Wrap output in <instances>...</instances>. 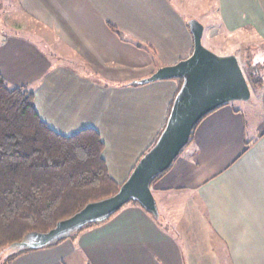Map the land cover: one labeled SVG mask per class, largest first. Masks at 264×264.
I'll return each mask as SVG.
<instances>
[{"label": "crops", "instance_id": "1", "mask_svg": "<svg viewBox=\"0 0 264 264\" xmlns=\"http://www.w3.org/2000/svg\"><path fill=\"white\" fill-rule=\"evenodd\" d=\"M222 1L214 31L252 32L264 41V0H239L242 10L236 12H228L233 0ZM151 5L152 0H0L5 84L31 92L39 118L54 132L68 137L95 130L117 184L155 143L179 88L178 79L131 83L187 58L193 48L187 21L172 4L158 0L159 12ZM55 38L65 41V53L47 47ZM141 53L153 57L145 69L136 62ZM123 68L134 71L125 74ZM251 130L239 108L227 104L198 122L187 146L150 185L169 225L130 202L72 239L22 252L5 264H64L73 258L82 264H264V128L250 139ZM197 227L208 262L197 260Z\"/></svg>", "mask_w": 264, "mask_h": 264}, {"label": "trees", "instance_id": "2", "mask_svg": "<svg viewBox=\"0 0 264 264\" xmlns=\"http://www.w3.org/2000/svg\"><path fill=\"white\" fill-rule=\"evenodd\" d=\"M178 81L180 88L182 81ZM103 149L104 144L93 129H83L68 137L51 130L35 111L33 94L25 88L9 89L0 76V251L3 254L28 233H45L86 204L117 193L121 184L109 176L102 158ZM25 251L28 250L14 251L2 258L0 264Z\"/></svg>", "mask_w": 264, "mask_h": 264}, {"label": "water", "instance_id": "3", "mask_svg": "<svg viewBox=\"0 0 264 264\" xmlns=\"http://www.w3.org/2000/svg\"><path fill=\"white\" fill-rule=\"evenodd\" d=\"M186 23L192 36L191 54L174 65L161 67L149 77L131 83L145 85L172 79L182 81L164 128L154 145L138 160L117 193L86 204L45 233H28L20 242L3 251V259L17 250H38L66 239L87 225L109 219L130 202L137 203L154 219H159L150 190L153 180L169 169L187 146L193 129L202 118L226 104L247 102L251 98L250 87L237 56L234 53H213L202 44V24L193 18Z\"/></svg>", "mask_w": 264, "mask_h": 264}, {"label": "rangeland", "instance_id": "4", "mask_svg": "<svg viewBox=\"0 0 264 264\" xmlns=\"http://www.w3.org/2000/svg\"><path fill=\"white\" fill-rule=\"evenodd\" d=\"M129 1V0H127ZM172 6L178 11V14L187 21L188 19H195L200 22L204 28V33L202 37V44L218 55H222L223 52H232L234 51L237 55L242 72L249 84L251 91V98L247 102H232L227 105L233 106L234 108H239V111L242 115L245 116L247 126L251 127L250 139L255 135L261 133L264 128V41L258 35H254L252 32H242L235 33L232 36H226L221 32H216L214 29H218L220 25L221 17V5L223 4L222 0H218L217 3L215 0H168ZM232 1L228 0V3ZM245 8L248 5L243 3ZM158 0H152L151 8L153 12H159ZM237 9L242 10V5L239 0H233L231 7L228 9V12L232 9L236 12ZM140 10L137 6V11ZM224 11L225 8L223 9ZM223 13V11H222ZM220 16V17H219ZM218 33V34H217ZM56 36V35H55ZM56 40H49V45L47 46L51 52H54L56 46L57 49L63 51L64 53L68 50L65 41L55 38ZM142 50H146L143 48ZM146 52V51H145ZM233 53V52H232ZM150 58L153 59L152 55L148 53H141L138 55L136 62L139 67L142 69L147 68L149 65L145 66L150 62ZM125 74H129L134 70L123 68ZM107 73L106 71H103ZM118 77L122 76L120 74ZM109 78V77H106ZM117 78V77H116ZM107 82L111 80H106ZM109 122L112 124L115 122L113 115L108 116ZM123 124V121L121 122ZM114 126V125H113ZM111 139V138H110ZM162 216V214H161ZM159 215V219H154L158 224H165V220ZM162 218V219H161ZM169 225V224H167ZM166 225V226H167ZM171 230L175 231L176 225L170 224ZM202 229L197 227V252L202 255L203 253L209 255V251L205 249V241H203L201 233ZM76 234V233H75ZM68 237L70 239L75 236ZM181 243L180 241H177ZM0 254L2 257L0 260H3L4 257L1 251ZM211 259V256H198V261L208 262ZM214 259V258H213ZM5 262V261H4ZM2 262L3 264H5ZM64 264H82L76 258L68 260ZM204 264V263H201ZM208 264V263H206Z\"/></svg>", "mask_w": 264, "mask_h": 264}]
</instances>
